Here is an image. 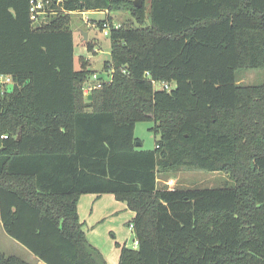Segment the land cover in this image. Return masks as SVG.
<instances>
[{"label": "trees", "instance_id": "trees-1", "mask_svg": "<svg viewBox=\"0 0 264 264\" xmlns=\"http://www.w3.org/2000/svg\"><path fill=\"white\" fill-rule=\"evenodd\" d=\"M56 1L33 23L30 0H0L5 234L43 264H107L77 206L110 194L134 213L137 245H117L118 264H264V85L236 77L264 71V0H149L148 11L143 0ZM120 11L137 27L115 29L108 14ZM73 12L110 23V79L97 77L91 100L96 74L75 55ZM150 121L158 138L143 150L135 125ZM182 168L222 172L233 186H159ZM0 264L30 263L0 252Z\"/></svg>", "mask_w": 264, "mask_h": 264}, {"label": "rangeland", "instance_id": "rangeland-1", "mask_svg": "<svg viewBox=\"0 0 264 264\" xmlns=\"http://www.w3.org/2000/svg\"><path fill=\"white\" fill-rule=\"evenodd\" d=\"M146 6V10L149 8V0H143ZM107 16V15H106ZM105 14L100 13H82L81 12H73L70 14V29L74 32V38L76 40V48L75 55L76 57H80L83 55L86 59H88L90 66L88 68L89 71H93L96 76H99L104 81H109L110 76L107 72L103 70V63L105 61L110 60L109 54V37L104 36L102 33V29L97 27L96 21L106 20ZM111 18V23L122 25H132L137 27L134 23L129 12L120 11V12H111L108 14ZM85 19H88L90 23H86ZM41 20H44L42 17ZM92 24H95L92 26ZM110 24V23H109ZM82 32L87 33V40L83 39ZM82 41H89L92 44H95L94 53H87L85 46H82ZM236 77L238 82L241 85L245 86H258L264 85V71H256V70H239L236 72ZM97 78L94 80L90 78L92 85H96ZM8 86L7 89H9ZM155 89H159V85L154 86ZM89 94V93H88ZM87 94V95H88ZM154 126L152 121L150 122H139L135 125L134 136L138 139L141 148L143 150H153L155 147V141L158 136H155L154 132L151 130ZM158 184L159 186H166L170 189L174 188H182V189H217L224 187H232L233 182L228 177V175L222 172H206L195 169H186L182 168L176 170L174 172L168 173L166 175L160 174L158 176ZM119 214H117L118 216ZM124 216V215H123ZM122 216V217H123ZM120 216L116 219V223L121 226V228H125V230L129 231V227L125 224L123 225L124 218ZM108 226V225H105ZM103 225V227H105ZM106 228V227H105ZM133 240L134 236L131 239H128L127 247L133 248ZM0 252L5 255H12L23 259L24 261L35 264L37 259L34 258L29 251L23 247L22 245L14 243L11 239L8 238L4 232L0 231Z\"/></svg>", "mask_w": 264, "mask_h": 264}, {"label": "crops", "instance_id": "crops-1", "mask_svg": "<svg viewBox=\"0 0 264 264\" xmlns=\"http://www.w3.org/2000/svg\"><path fill=\"white\" fill-rule=\"evenodd\" d=\"M77 212L79 221L83 224V231L88 243L101 252L107 264H118L120 248L117 245L120 247L127 246L128 239L133 237V233L131 228L128 232L125 228H121L118 223L115 224L116 219L120 214L121 217L124 215L122 217L124 218L123 225L127 226L133 219L134 213L129 211L124 203L117 201L110 194L82 195L79 198ZM117 214L119 215L117 216ZM103 225L108 226H105V228ZM0 231L4 232L1 223ZM12 241L18 244L14 240ZM133 245V248H136L134 242ZM35 264L43 263L36 261Z\"/></svg>", "mask_w": 264, "mask_h": 264}, {"label": "built area", "instance_id": "built-area-1", "mask_svg": "<svg viewBox=\"0 0 264 264\" xmlns=\"http://www.w3.org/2000/svg\"><path fill=\"white\" fill-rule=\"evenodd\" d=\"M60 0H57L55 3V6L58 5V2ZM30 8H29V13H30V19L33 23L38 22L39 20V16L46 14V13H54L55 9L53 8L52 4H51V0H30L29 2ZM82 13H90V14H94V13H100V14H106L105 12H82ZM81 13V14H82ZM86 23H90V21L88 19H85ZM95 24H92V26ZM113 27L115 29H118L121 27L120 24H112ZM102 33L104 36H108L109 32H110V26H109V22H107L106 20L103 23L102 26ZM97 78L96 75L93 76V80H95ZM153 87L156 86L157 84L162 87L165 90H170V87L166 84H159L155 81H151ZM11 83V78L9 76H4V75H0V86L3 88L4 86H6L7 84ZM96 88V85H91L88 87L84 88V94L87 95L89 93L90 90ZM3 138H6V136H2ZM137 245V243H135V246Z\"/></svg>", "mask_w": 264, "mask_h": 264}, {"label": "water", "instance_id": "water-1", "mask_svg": "<svg viewBox=\"0 0 264 264\" xmlns=\"http://www.w3.org/2000/svg\"><path fill=\"white\" fill-rule=\"evenodd\" d=\"M133 5H134V7L135 8H139V7H141V5H142V0H133ZM82 36H83V39L84 40H87V33H85V32H82ZM87 99L88 100H91V95L90 94H88L87 95ZM136 146L137 147H140V143L139 142H136Z\"/></svg>", "mask_w": 264, "mask_h": 264}]
</instances>
